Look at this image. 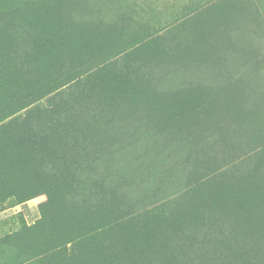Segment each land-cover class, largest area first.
Masks as SVG:
<instances>
[{
	"label": "trees",
	"instance_id": "16d2710c",
	"mask_svg": "<svg viewBox=\"0 0 264 264\" xmlns=\"http://www.w3.org/2000/svg\"><path fill=\"white\" fill-rule=\"evenodd\" d=\"M4 1L0 213L37 199L40 217L0 237V264H264V197L212 192L264 188L248 36L194 9L159 30L122 15L136 33L97 45L110 30L69 23L70 0Z\"/></svg>",
	"mask_w": 264,
	"mask_h": 264
},
{
	"label": "rangeland",
	"instance_id": "374dc122",
	"mask_svg": "<svg viewBox=\"0 0 264 264\" xmlns=\"http://www.w3.org/2000/svg\"><path fill=\"white\" fill-rule=\"evenodd\" d=\"M5 1L6 6H15L21 2L20 0ZM65 5L71 7L74 12L71 13L74 22L69 23L76 26L80 23L83 25L99 24L110 30V34L103 40L93 38V43L97 45L108 41L112 45L126 39L124 36L127 35L129 39L136 33L134 22L129 18L124 20L122 15H141L145 22H149L151 28L157 27L159 30L173 19L177 20L183 15H192L195 10H198L201 11V13L198 12V15L204 16L198 19L197 26L205 25L211 19H215L217 23H232L235 31H237L236 34L247 35L250 42L248 43L264 58V0H70ZM92 6H95L96 9H93ZM134 9L135 12L131 13ZM43 15L46 14L43 12ZM106 19L113 22V25L103 23ZM66 21L68 19L54 22L58 28H67L66 23L68 22ZM42 22L49 24V21ZM65 32L68 33V30ZM91 34V29H85L80 35L83 37L82 39L88 40ZM66 38H61V40H66ZM72 41L73 44H76L77 38L73 37ZM70 49H74V47ZM262 70L264 73V62L262 63ZM263 73H261L262 82H264ZM254 120L257 129L264 133V117H258ZM256 160L264 163V153L259 155ZM215 191L219 194H226V198L230 194H236L245 203L254 202L255 199L260 201L264 197V188L259 187L253 191V195L248 199L243 190L235 186L232 180L225 185H215L212 192ZM9 204L10 202L1 206L7 207ZM39 217L37 199L4 209L0 213V237L14 233L22 226L33 225Z\"/></svg>",
	"mask_w": 264,
	"mask_h": 264
}]
</instances>
